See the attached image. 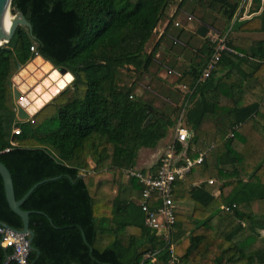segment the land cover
I'll use <instances>...</instances> for the list:
<instances>
[{"label": "trees", "instance_id": "trees-1", "mask_svg": "<svg viewBox=\"0 0 264 264\" xmlns=\"http://www.w3.org/2000/svg\"><path fill=\"white\" fill-rule=\"evenodd\" d=\"M170 1H11V14L20 12L31 34L17 27L0 47V163L11 175L16 200L39 184L21 206L30 213L33 234L29 264H170L163 241L144 226L136 204L139 182H125L123 171L135 168L140 149L167 137L188 98L183 87L193 90L184 121L193 136L189 148L206 155L173 191L175 202L193 204L190 217L176 214L174 264H264V40L238 36L264 34V4L259 14L233 23L241 0H197L231 27L235 37L229 36L228 47L235 54L223 53L217 72L197 83L213 52L204 39L190 65L171 71L176 80L156 108L122 83V70L147 73L156 63L159 43L148 54L145 47ZM260 7L255 0V10ZM171 25L168 20L162 36ZM178 38L173 45L184 46ZM33 55L65 69L74 81L33 123H21L11 78ZM16 128L19 136L12 135ZM81 170L90 174L80 176ZM232 205V213L220 209ZM0 223L23 229L1 176ZM148 252H158L154 263L144 259ZM10 255L0 246V264H15Z\"/></svg>", "mask_w": 264, "mask_h": 264}, {"label": "built area", "instance_id": "built-area-1", "mask_svg": "<svg viewBox=\"0 0 264 264\" xmlns=\"http://www.w3.org/2000/svg\"><path fill=\"white\" fill-rule=\"evenodd\" d=\"M261 7L258 11L255 10V0H241L239 8L234 16L233 23L243 20H248L259 14L262 10L264 0H260ZM247 10V14H246ZM187 21H192V18L187 16ZM179 27V23L174 24ZM231 33V27L222 35L216 34L215 38H210L213 43V52L207 60L200 78L197 83L208 80L218 69L223 53L235 54L228 47V39ZM174 43H178L174 41ZM34 52V47L30 48ZM168 74H172L168 71ZM188 98L182 109L176 115L174 127L170 130L171 141L167 143L158 160V168L155 172H146L142 170L130 169L123 171V176L126 180L135 179L141 186V198L137 202L141 212L144 214V226L155 233L156 237L160 238L164 243V250L168 252L170 264L177 262L174 254L175 243L173 242V234L175 232V218L179 211L176 202L173 199V191L183 185L185 179L190 175L193 168L200 166L205 158L206 152L195 147L189 148L192 140V134L189 128L185 125V112L189 106V98L193 93L186 88H182ZM18 121V120H17ZM25 123L23 121H18ZM33 123L32 118L28 121ZM20 128L12 130V135L19 136ZM232 137V135H230ZM11 147H15V143H10ZM212 147V146H211ZM10 148H7L2 153H8ZM90 174L89 171L81 170L80 176ZM201 182L192 184V188L200 187ZM208 185H212L213 181L209 180ZM235 205L222 206L220 209L225 212L232 213ZM1 242L0 246L11 251L8 261L15 264H29V237L27 234H22L8 227H0ZM158 252L145 254L144 259L155 262Z\"/></svg>", "mask_w": 264, "mask_h": 264}, {"label": "rangeland", "instance_id": "rangeland-1", "mask_svg": "<svg viewBox=\"0 0 264 264\" xmlns=\"http://www.w3.org/2000/svg\"><path fill=\"white\" fill-rule=\"evenodd\" d=\"M181 2L182 0L170 1L168 8L165 10L164 17L161 19L145 47V52L149 53L159 43L156 63L147 73L140 74L134 72L131 67L122 70V83L126 86H133L136 97L141 98L143 101L152 102L156 108H161L159 102L165 99L163 94L167 95L166 90L176 80L175 75L168 74V71L177 72L178 69L190 65L195 56L198 55L204 39L215 38L218 32L220 33L228 29V24H226L221 14L215 10L211 11L204 3L198 2L197 0H187L183 5H180ZM187 16H191L193 18L192 21L188 22L186 19ZM168 20H172V25L166 34L158 39V28L163 26L164 23H167ZM175 23H179V27H175ZM202 26L208 29V33L204 39L196 34L197 30ZM181 31L185 32L186 36L180 35L178 38ZM210 31L212 33L209 35ZM233 36L235 37V34L231 33L230 38ZM176 38L184 46H174L172 39ZM36 82L38 83V80ZM170 141L171 134L169 132L167 137L159 144L161 150ZM208 142L209 144L212 142V137H209ZM145 154V151H139L138 164L141 166H143L142 161L145 158ZM146 163L149 162L147 161ZM189 203L191 202L187 201L185 203L188 209L181 207L182 209L179 210L181 214L187 217H190L193 212V204ZM182 206L184 207L183 202ZM247 236L248 233L245 232L243 236H240V239L246 238Z\"/></svg>", "mask_w": 264, "mask_h": 264}, {"label": "water", "instance_id": "water-1", "mask_svg": "<svg viewBox=\"0 0 264 264\" xmlns=\"http://www.w3.org/2000/svg\"><path fill=\"white\" fill-rule=\"evenodd\" d=\"M12 0H0V47L8 44L10 40L12 39L15 30L17 27H25L26 30L31 34V26L30 24L25 20L24 16L16 11L15 16L20 18V21L16 25L12 27V30L9 35H6L4 30L2 29V24H3V17L4 13L6 11V7L8 4H11ZM208 33V29L205 27H201L197 30L196 34L204 39ZM34 59L31 60L26 66H21L18 64V72L11 78V83H12V100L15 106L16 110V119L18 121H23L26 122L33 116H35L39 111H41L47 104H49L53 99H55L62 91H64L68 86L72 84L74 81V77L67 72L63 68L55 69L50 63L44 61L41 57L33 55ZM40 58L44 62L50 64L53 69L61 76L68 75L71 79L69 83H67L62 89H60L56 94L52 95L47 101H45L43 104L38 105L39 107L37 108L36 100L38 99V96H41L42 92L40 88H43V81L41 83H37V75L34 73H30L29 76H22V72L29 66L31 63L36 59ZM44 89V88H43ZM36 104V106H35ZM151 116L146 120L145 124L148 123L150 120ZM0 176L3 180V185H4V191H5V197L6 201L8 203V206L10 210L20 217V219L23 222V229L21 231H18L22 234H27L29 239V250H32L31 247V241L33 238L32 232L29 230V212H25L21 210V206L23 202L26 200V198L32 193V191L39 185H35L32 187L20 200H16L15 194H14V189H13V181L11 178V175L7 168L0 163ZM0 227H8L3 223H0ZM9 228V227H8ZM12 229V228H11ZM14 230V229H13ZM16 231V230H15ZM149 249V247L143 248L142 252H146Z\"/></svg>", "mask_w": 264, "mask_h": 264}, {"label": "bare ground", "instance_id": "bare-ground-1", "mask_svg": "<svg viewBox=\"0 0 264 264\" xmlns=\"http://www.w3.org/2000/svg\"><path fill=\"white\" fill-rule=\"evenodd\" d=\"M247 11V10H246ZM20 21V18L11 14V4H8L6 7V11L4 13L3 17V24L2 29L6 33V35H9L12 27L16 25ZM33 69L34 72L39 76V79L43 81V88L41 87L40 90L42 92L41 96H38L37 100L35 101V106L38 108V105L43 104L45 101H47L52 95L56 94L60 89H62L67 83H69L70 78L68 75L61 76L59 75L53 67L44 62L41 59H36L30 65V69Z\"/></svg>", "mask_w": 264, "mask_h": 264}, {"label": "crops", "instance_id": "crops-1", "mask_svg": "<svg viewBox=\"0 0 264 264\" xmlns=\"http://www.w3.org/2000/svg\"><path fill=\"white\" fill-rule=\"evenodd\" d=\"M246 14H247V11H246ZM167 24H168V22L167 23H164L163 24V26H161V27H159L158 28V30H159V35H158V39L164 34V32H165V30H166V27H167ZM212 32L210 31L209 32V35L211 34ZM219 34V33H218ZM238 36L239 37H249V38H251V39H253L254 41H259V40H264V34H253V35H251V34H238ZM172 41H174V39H172ZM172 44H174V42L172 43ZM181 45H183L182 43H180ZM152 51V50H151ZM150 51V52H151ZM149 52V53H150ZM148 54V53H147ZM157 55V54H156ZM36 59H40V58H36ZM36 59L34 60V61H36ZM33 61V62H34ZM32 62V63H33ZM32 63H31V65H32ZM170 71V70H169ZM227 72V69H224V70H221V71H218V73L216 74V77H220V76H222L223 74H225ZM30 73H34V74H36L35 72H34V70L31 68L30 69V65L21 73L22 74V76H24V78H25V76H29L30 75ZM173 73H175V72H173ZM29 74V75H28ZM37 75V74H36ZM66 76V75H65ZM37 78V80H38V82L39 83H41L42 82V80H40L39 79V76H37L36 77ZM69 79V82L71 81V79L70 78H68ZM171 134V133H170ZM209 137H212V135H210ZM160 144V143H159ZM157 145L155 148H153V149H140L139 151H145L146 152V154H145V158H144V160L142 161V163H143V166H141V165H139L138 164V159H139V151H138V154H137V158H136V166H135V169H137V170H142L143 172H153V168L154 167H156L157 166V164H158V160H159V158H160V156H161V154H162V152H163V150H161V148H160V145ZM149 162V163H146V162ZM124 181L126 182V180L124 179ZM187 201H185V202H183V205H184V207L182 206V202H176V205H177V207H178V209L179 210H181L182 208H185V209H188V206H187V208H186V205H185V203H186ZM136 204H137V202H136ZM189 204H191V203H189ZM182 207V208H181ZM190 210V209H189Z\"/></svg>", "mask_w": 264, "mask_h": 264}]
</instances>
